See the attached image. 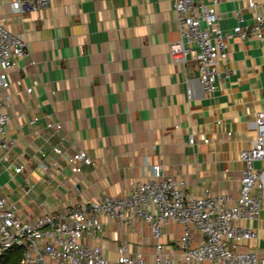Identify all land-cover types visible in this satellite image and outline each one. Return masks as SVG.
<instances>
[{"label":"crops","instance_id":"obj_1","mask_svg":"<svg viewBox=\"0 0 264 264\" xmlns=\"http://www.w3.org/2000/svg\"><path fill=\"white\" fill-rule=\"evenodd\" d=\"M48 1L22 12L0 2V20L27 38L29 50L8 70L3 104L10 118L9 147H0V191L16 212L30 222L42 211L95 199L102 191L126 192L158 162L165 175L183 177L191 194L225 192L234 198L239 148L249 144L256 112L264 109V24L260 34L228 39L225 60L232 70L206 92L196 60L170 54L169 43L178 36L171 0ZM239 5L250 21L254 11L247 0L215 2L223 29L231 30ZM33 114L36 121L29 120ZM45 114L61 126H46ZM56 143L85 148L90 161L71 169L53 152ZM52 158L61 163L58 171L38 163ZM16 160L24 164L19 171L12 168ZM261 205L248 221L255 235L237 247L264 255V199ZM100 218L89 240L100 243L108 257L125 239L151 262L153 238L145 222ZM180 230L178 221H168L159 238L175 255ZM198 236L193 228L192 242Z\"/></svg>","mask_w":264,"mask_h":264},{"label":"built area","instance_id":"obj_2","mask_svg":"<svg viewBox=\"0 0 264 264\" xmlns=\"http://www.w3.org/2000/svg\"><path fill=\"white\" fill-rule=\"evenodd\" d=\"M9 2L10 9L22 12L49 3L48 0H0ZM175 14L177 38L169 43L174 60L184 61L187 54L196 62V75L206 92L232 68L225 60L229 38L244 39L260 34L264 24V3L247 0L253 8L251 20H245L242 6L233 10L236 18L231 30L218 22L215 2L171 0ZM29 54L27 38L0 20V147L7 150L9 140L6 126L10 116L3 108L7 94L8 70L19 57ZM33 61V59H30ZM27 90L31 89L28 85ZM189 94V91H188ZM45 125L59 128L61 121L51 120L47 114ZM38 115L29 119L36 121ZM254 136L238 151L242 165L238 193L234 198L227 193H190L181 176L165 175L160 163H152L143 178L134 179L129 189L121 193L102 191L95 199L79 200L62 208L42 211L30 222L15 210V205L0 191V253L11 245L22 248L17 264H204L214 260L221 264H264V255L256 249L238 248L243 240L255 235L249 220L256 218L264 199V109L254 117ZM230 132V131H228ZM190 135L188 141H193ZM207 136L203 138L206 140ZM57 156L76 170L79 162H89L85 148L69 149L62 143L52 144ZM45 170L58 171L57 158L49 164L38 162ZM12 168L19 171L24 164L14 161ZM101 215L120 220L123 224L138 219L149 226L153 238L152 260L148 261L141 249L130 250L128 242L120 239L117 254L110 258L100 243L89 240L101 226ZM178 221L181 230L177 237L179 252L160 241L162 224ZM198 238L192 242V229Z\"/></svg>","mask_w":264,"mask_h":264},{"label":"trees","instance_id":"obj_3","mask_svg":"<svg viewBox=\"0 0 264 264\" xmlns=\"http://www.w3.org/2000/svg\"><path fill=\"white\" fill-rule=\"evenodd\" d=\"M22 248L19 245H11L0 253V264H17Z\"/></svg>","mask_w":264,"mask_h":264}]
</instances>
